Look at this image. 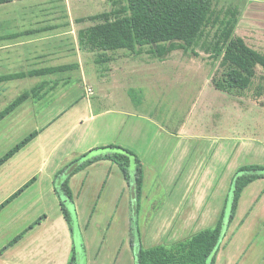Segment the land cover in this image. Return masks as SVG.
I'll return each mask as SVG.
<instances>
[{
  "label": "crops",
  "instance_id": "crops-1",
  "mask_svg": "<svg viewBox=\"0 0 264 264\" xmlns=\"http://www.w3.org/2000/svg\"><path fill=\"white\" fill-rule=\"evenodd\" d=\"M114 1L31 0L22 9L13 7L0 12V75L25 73V77L0 82V91L8 90L14 80L36 76L37 81H50L44 76L51 73L29 75L35 70L80 66L77 32L84 22H89L82 19L109 12ZM250 1L252 8L264 9V0ZM83 80L81 74L79 83L57 94L46 91L43 95L53 100L39 109L29 96L0 119V160L36 132L0 162V264L68 263L74 239L53 180L66 161L96 147L119 145L131 150L141 162L142 204L145 207L150 198L154 203L150 212L136 216L141 220V242L146 248L171 244L214 226L237 170L264 166V144L257 139L198 137L181 129L172 132L150 116L104 106L95 108L96 96L90 95L94 88ZM253 141L258 149L255 154L251 149ZM104 161L110 160H98L87 168ZM87 168L69 179L68 185L77 198L85 185L91 188L89 198L100 187L97 180L76 179ZM262 182L264 178H257L243 189L228 227H236L238 232L250 214L252 229L258 230L254 235H260L256 241L264 243V228H260L264 225ZM104 185L105 182L101 184ZM74 206L78 225L82 226L75 202ZM128 216L125 211L124 218ZM242 240H247L246 234ZM263 254L256 252L245 261L241 255L236 264H264Z\"/></svg>",
  "mask_w": 264,
  "mask_h": 264
},
{
  "label": "rangeland",
  "instance_id": "rangeland-1",
  "mask_svg": "<svg viewBox=\"0 0 264 264\" xmlns=\"http://www.w3.org/2000/svg\"><path fill=\"white\" fill-rule=\"evenodd\" d=\"M12 1L0 3V12L13 7L22 9L31 0ZM118 1L116 9L122 4L121 0ZM220 2L238 5L240 9L230 37H241L245 44L264 56V9L252 8L254 5L250 0ZM101 5L104 6V3ZM83 24L82 27H86L92 22ZM215 31L216 27L207 28L198 43L191 46L195 54L176 47L161 59L154 56L150 46L144 45L138 54L130 49L117 51L113 55L115 61L111 62L98 59L96 52H81L80 66H69L64 71L44 76L49 77L50 81H46L43 87L46 91L51 90L49 95H54L79 83L82 74L85 77L83 81L94 88V93L90 95L96 96L93 98L95 108L104 106L138 116H150L172 132L181 129L188 135L205 138H254L264 144V106L252 99L251 92L238 96L219 91L211 84L219 63V59L212 58L215 52ZM254 75L257 81H264V68L258 65ZM35 79L36 76L7 83L10 88L0 91V110L23 91L44 82ZM129 87L134 89L131 95L127 90ZM251 149L253 154L258 151L254 141ZM130 171L133 173L132 169ZM85 178L86 181L97 180L100 187L91 198L87 195L91 192L89 185L87 188L84 186L78 198L73 193L79 223L84 224L79 226L81 233L77 223L73 227L77 263L134 264L130 247L132 227L133 232L138 227L142 234V226L139 225L141 220L138 221L136 216L152 210L153 198L143 207L142 194H135L134 178H131L130 183L125 181L118 166L111 161L96 163L76 179L81 182ZM261 186H264L263 182ZM77 187L78 183L75 190ZM229 189L230 186L224 195L222 207L225 206ZM127 206L130 208L125 210ZM136 209L137 214L133 212ZM125 211L130 214V218H124ZM91 214L92 218L89 219ZM247 216V222L238 232L236 227L226 228L219 243L215 264H236L241 255L245 261L254 257L256 252L264 253V243L256 241L260 235H254L258 230L252 229L251 215ZM260 228H264V225ZM245 234L247 240L243 241L242 236Z\"/></svg>",
  "mask_w": 264,
  "mask_h": 264
},
{
  "label": "trees",
  "instance_id": "trees-1",
  "mask_svg": "<svg viewBox=\"0 0 264 264\" xmlns=\"http://www.w3.org/2000/svg\"><path fill=\"white\" fill-rule=\"evenodd\" d=\"M7 1L11 0H0V3ZM220 1L121 0L122 4L116 9L119 1L115 0L111 3L109 12L82 19L92 24L78 30L79 49L81 52H96L98 59L108 61L113 60V55L122 49H130L134 54H138L144 45L150 46L154 56L161 59L176 47L190 50L195 54L191 46L198 43L207 28L216 27L215 52L212 58L219 59V63L211 78V84L219 91L238 96L244 95L247 91L251 92L252 99L264 106V81H257L254 75L258 65L264 68V56L245 44L241 37H230L240 15V9L238 5L221 4ZM69 66L73 65L43 68L29 72V75L64 71ZM22 77H25V73L0 75V82ZM45 82L37 83L11 100L0 110V119L29 96L36 103L37 109L48 104L53 97L43 95L47 93L43 87ZM133 90L129 88L130 95ZM35 134L36 132H32L26 136L0 162L26 144ZM104 159L116 164L128 183L133 177L135 194L141 193L143 181L141 162L136 154L125 147L113 144L99 146L66 161L55 174L53 181L71 234L74 233L73 227L75 223L78 225V220L73 194L68 185L69 179L94 162ZM257 178H264L263 165L239 168L232 179L230 192L218 222L210 228L174 243L157 244L145 248L141 243V231L136 227L133 232V226L130 247L134 255V264H215L220 240L233 219L240 195L243 189ZM135 194L132 196L133 199ZM133 212L137 214L138 210ZM21 236L22 234L17 236L10 244ZM75 249V242H73L67 264H78Z\"/></svg>",
  "mask_w": 264,
  "mask_h": 264
},
{
  "label": "built area",
  "instance_id": "built-area-1",
  "mask_svg": "<svg viewBox=\"0 0 264 264\" xmlns=\"http://www.w3.org/2000/svg\"><path fill=\"white\" fill-rule=\"evenodd\" d=\"M88 92H91V89L90 88H88Z\"/></svg>",
  "mask_w": 264,
  "mask_h": 264
}]
</instances>
